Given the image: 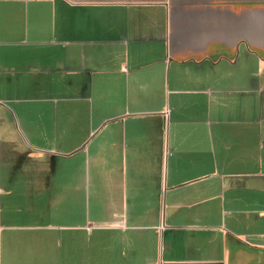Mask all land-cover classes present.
Segmentation results:
<instances>
[{
    "label": "crops",
    "instance_id": "1",
    "mask_svg": "<svg viewBox=\"0 0 264 264\" xmlns=\"http://www.w3.org/2000/svg\"><path fill=\"white\" fill-rule=\"evenodd\" d=\"M0 264H264V0H0Z\"/></svg>",
    "mask_w": 264,
    "mask_h": 264
}]
</instances>
